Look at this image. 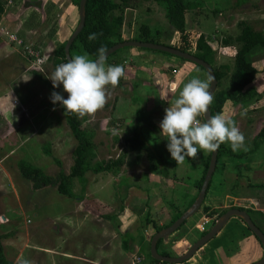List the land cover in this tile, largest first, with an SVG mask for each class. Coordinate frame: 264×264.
I'll return each mask as SVG.
<instances>
[{"label":"rangeland","instance_id":"obj_1","mask_svg":"<svg viewBox=\"0 0 264 264\" xmlns=\"http://www.w3.org/2000/svg\"><path fill=\"white\" fill-rule=\"evenodd\" d=\"M0 3L3 5V12H0V234H6L2 240L6 258L14 263L24 259L31 264H159L152 261L150 255L155 228L150 226L149 220H154L157 226H166L177 213L184 211L190 198L198 192L196 182L202 177L209 153L198 151L197 159L186 157L177 164L167 150L168 141L159 127L167 160L164 166L167 175H164L153 168L146 152L131 151L125 140L133 135L137 108L151 113L159 126L165 115L164 109L169 106L160 96L166 95L171 102L192 78L207 80L206 71L192 62L160 53L152 52L156 56L150 57V51L132 46L123 47L110 56L106 65L124 66L125 75L115 88L106 86L105 106L94 116H84L82 120L87 136L95 145V157L89 159L91 166L119 157L124 163L112 171L94 173L90 169L86 173L84 189L77 179L73 186L78 196L96 197L110 206L105 212L113 218H103L86 211L79 197L63 195L55 187L33 189L18 167V162L25 160L55 174L59 170L55 161L58 158L65 171L71 172L77 141L63 107L59 102L52 103L53 91L36 72L52 85L46 75L55 69L56 48L77 27L79 6L72 0H63L60 6L52 0H0ZM69 4H74L73 12L69 10ZM231 9H226L225 20L232 25L234 22L230 18L235 17L231 15ZM115 13L124 16L123 41L134 40L142 24H148L161 40L173 41L174 29L165 17L164 8L154 0H129L127 6L121 5ZM188 18L193 19L189 15ZM201 20L200 17L192 27L189 20L187 30L194 28L190 32H196ZM230 24L225 30L214 29L212 24L207 35L211 38L212 32V35L216 33L225 38L232 29L241 32L238 25L236 29ZM255 26L258 30L264 27ZM11 36L36 48L46 61L38 66L21 48L16 49L17 43L12 44ZM216 44L213 47L216 48L215 65L216 62L219 64L217 58L221 46ZM134 49L139 53H129ZM262 59L264 53L252 57L255 63ZM259 74L253 84L264 94V69ZM28 78V81L23 80ZM226 79L223 86L227 87ZM53 89L67 98L68 93L62 85ZM226 106V114H234V120L245 136V153L249 154L254 147V138L262 129V126L251 124V120L254 112L264 109V102L255 109L252 103L241 106L229 101ZM198 119L203 122V115ZM143 131L153 148L160 146L154 133L147 128ZM48 147L52 155L47 154ZM255 158L262 159V156ZM219 166L222 169L217 166L214 172L218 182L223 174L229 173H223L227 171L225 164ZM251 177L258 176L251 173ZM245 183L241 179V184ZM218 202L213 201L214 204ZM205 206L211 209L205 210ZM225 210L212 208L205 199L200 210L159 246V252L181 256ZM125 232L134 237L129 240L127 249L123 246ZM192 258L177 264H203Z\"/></svg>","mask_w":264,"mask_h":264},{"label":"trees","instance_id":"obj_2","mask_svg":"<svg viewBox=\"0 0 264 264\" xmlns=\"http://www.w3.org/2000/svg\"><path fill=\"white\" fill-rule=\"evenodd\" d=\"M154 1L159 3L164 8L165 17L168 23L174 29L175 34L173 36V41L168 43L164 40H161L159 35L152 32L148 24H142L139 27L137 37L134 38V40L166 44L179 50L189 52L199 57L200 59H203L210 63L213 66L216 77L218 79V87L213 95L214 99L210 106L212 115L222 113L224 105L227 101H231L235 104L241 105L252 103V107L254 109L258 108V106L264 102V94H261L258 91L257 87L253 84L258 70L253 65L252 52L256 47H264V36L259 31L254 30L253 26H251V24H249L248 22H240L241 34L238 36V40L241 42V47L234 56V69L229 75V82L228 86L226 87L223 86L222 81L225 76V72L219 70V68H217L214 64L215 51L209 43V38L203 32H190L186 28L187 12L193 9H200L202 7L201 3L197 0ZM72 2L75 5L79 6L80 0H72ZM128 3L129 0H119V2L116 0H88L86 4V23L82 32L71 45V57L87 53L90 59L95 60L97 58V50L99 48L104 47L107 51L116 43L122 42V26L124 24V16L122 13L116 14L115 11L120 9L121 5L127 6ZM0 12H3V5L1 3ZM74 30L75 29H73V31ZM90 33H96L97 38L90 41L88 39ZM68 38L60 43L55 50V67L61 63H65L68 61L65 54V45ZM224 43H228V40L225 39ZM142 50L160 53L179 61H189L167 52L155 51L148 48H142ZM109 61L110 57L106 59V62ZM198 67L205 70L200 65H198ZM36 74L40 76V79L45 82L53 92L55 91L53 89V86L44 76H42L38 72H36ZM207 77L209 78L208 73ZM66 118L71 132L77 141L75 158L73 166L71 168V172L67 173L63 167L62 161L58 158H55V161L59 166V170L55 174H49L42 168L33 165L25 160H20L18 162L20 173L30 182L33 189L40 190L45 187H55L58 192L63 195H66L68 197H79L81 201H83L84 209L86 211L103 218L112 219L113 215L105 212V210H108V208L110 207L109 205L103 203L96 197L85 195L78 196L74 192V179L79 180V182L83 184L82 189H84V185L87 182L86 173L88 170L91 169L94 173H99L102 171H112L113 168H118L123 165V158L119 157L115 160H102L96 162L93 166H91V164L89 163V159L95 157V145L94 142L87 136L82 118L78 117L76 114H66ZM135 118L136 123L133 128V135L125 140L129 146V149L138 153L146 152L153 168L160 170V172L164 173V175H167V172L164 168L167 162L166 151L163 148V143L160 141L161 137L159 134L158 124L154 122L151 113L146 112L143 108L136 109ZM144 128H147L159 138V147L153 148L151 146V143L144 135ZM263 140L264 125L254 139V148L258 149L261 145V141ZM46 151L47 154L52 155L49 147L46 149ZM226 156L231 157V159H235L241 157L242 154L233 152L231 150V147H226L223 143L219 147L217 166L223 160L222 158ZM210 157L211 153H209L207 156L201 179L199 180V182H196L198 191L202 186L205 174L207 172ZM237 166H239V164H237ZM193 202L194 199L188 203L187 207H185L184 210H186ZM239 208L246 210L249 214L262 215L263 213L261 211H254L252 209H246L243 207ZM204 209L210 210L211 208L209 206H205ZM212 211H215V209H213ZM223 212L219 213L218 216H220ZM182 213L183 212L177 213L168 225L173 223ZM149 223L154 226L155 233L168 226H157V223L154 220H149ZM206 232L208 231H204L202 235H204ZM154 234L152 235V237L154 236ZM5 235L6 234H0V264H16L8 260L5 256L2 244V240L5 238ZM123 236V245L124 247L128 248L129 240L131 238L133 239L134 237L131 233L128 232L123 233ZM162 243L163 240H160L158 243V248ZM162 254L169 255V253L167 252H163ZM151 259L152 261L159 264H168L165 261L156 260L152 258V256Z\"/></svg>","mask_w":264,"mask_h":264},{"label":"crops","instance_id":"obj_3","mask_svg":"<svg viewBox=\"0 0 264 264\" xmlns=\"http://www.w3.org/2000/svg\"><path fill=\"white\" fill-rule=\"evenodd\" d=\"M52 1L60 6V3H62L63 0ZM197 1L201 3L202 7L200 9H193L187 12L186 26L188 21L190 20L192 21L190 27H192L194 23L196 24L201 17L202 20L198 23L199 28H196V31L203 32L208 38L209 35H207V32L210 31V25L213 24L214 29L216 28L217 30H225L229 26L230 21L225 20L227 8H232L231 10L233 12L231 13V15L235 17V19L232 17L230 18V20L234 22V24H230V27L233 28L235 26L237 29L238 25L241 30L240 22L245 21L251 24L254 30L259 31L264 36V27L258 30V27L255 26H264V0ZM74 8V4H69V10L71 12L74 11ZM188 15L193 19H189ZM191 30L194 31L195 29L192 28L190 29V31ZM240 34L241 32L232 29L231 34L227 35L225 38H221L219 34L214 33V35H212L211 32L209 43L211 44L212 48L214 47V43L221 45L217 58L219 64L218 62H216L215 66L219 68V70L225 72V76L222 81L227 78L226 80L229 82V75L234 69V56L241 47V42L238 40V36ZM225 39L228 40V43H224ZM138 51L139 50L134 49L129 53L136 54L139 53ZM257 53H264V47H256L252 52V57ZM149 54L150 57L156 56V54L152 52ZM253 65L258 70V76H260L259 73L264 69V60L262 59L259 63H255L253 61ZM226 103L227 104L224 105L225 107L222 111V113L224 114L227 113L225 109L227 107L226 105H229V101H227ZM254 113L256 114L251 120V124L263 127L264 109H262L260 112L256 111ZM227 115H231V113H228ZM231 116L234 119V114H232ZM224 144L226 147H230L227 142H225ZM263 145L264 140L261 141V145L258 149L253 147V150H249V154L245 153V150L243 152L242 150L237 151V153H241L242 156L235 159H231V157L229 156L224 157L223 160L218 164V169H222V167L219 165L225 164L227 171L223 173H229L227 175L223 174L219 182L215 181L217 176L215 174L213 175L210 189L207 192L205 199H207V203L209 202V205L212 206V208L216 209L224 208L227 210V208L229 209L231 207H243L246 209L263 212L262 215L250 214V216L264 232V182L262 181V179L264 178V149H262ZM256 155H261L262 159L255 158ZM237 164H239V166H237ZM251 173L258 176L259 178L257 177V179L256 177H251ZM241 179H243L246 183L241 184ZM215 183L219 184L218 187H215ZM196 196L190 198V201L193 199L195 200ZM213 201L219 202L217 204H214ZM254 216L257 219H255ZM259 216L260 218L258 219ZM150 226L154 229V226L151 223ZM200 237L201 235L197 238ZM124 248L127 249L126 247ZM263 254V246L258 237L251 231V229L245 224L242 219L238 217H232L215 238L210 240L206 245L199 249L195 257L199 259L203 264H252L260 260L263 257ZM196 258L193 257L192 259L195 260Z\"/></svg>","mask_w":264,"mask_h":264},{"label":"clouds","instance_id":"obj_4","mask_svg":"<svg viewBox=\"0 0 264 264\" xmlns=\"http://www.w3.org/2000/svg\"><path fill=\"white\" fill-rule=\"evenodd\" d=\"M96 38V33H90L88 36L90 41ZM97 51L95 60L90 59L87 53L75 55L46 75L54 88L62 85L63 90L68 93L65 98L54 91L50 97L53 104L59 102L65 114H76L81 118L94 116L107 102L106 86L115 88L125 75L124 66L106 65L104 47ZM30 78L23 80L28 81ZM211 80V77L207 80L192 78L184 84L178 97L171 102L166 95L160 96L169 106L164 109L165 115L159 127L168 141L167 150L177 164L183 162L186 157L197 159L198 151L216 152L225 142L233 152L247 150L245 136L231 115L217 113L205 118L203 122L198 119L202 115L205 116L213 102L214 97L209 91ZM16 264L31 262L18 259Z\"/></svg>","mask_w":264,"mask_h":264},{"label":"water","instance_id":"obj_5","mask_svg":"<svg viewBox=\"0 0 264 264\" xmlns=\"http://www.w3.org/2000/svg\"><path fill=\"white\" fill-rule=\"evenodd\" d=\"M87 1L88 0H80L78 24L65 45V54L67 60L72 58L70 54L71 45L73 44L75 39L79 36V34L82 32L85 26ZM128 46L137 47V48H148L155 51L167 52L169 54H173L175 56L184 58L186 60H189L191 62H194L202 66L208 73L209 77L212 78L209 91L210 93L212 92V95H214L218 87V79L216 77L213 66L207 61L200 59L199 57L189 52L179 50L177 48H174L166 44L156 43V42H145L139 40H125L116 43L105 52V58L107 59L121 48ZM210 106L208 112L205 114V116H203V119L205 118L207 119L210 115H212ZM218 155H219V149L216 152L211 153L207 172L205 174L202 186L194 202L186 210H184L183 213L173 223L164 227L160 231L156 232L152 237L151 245H150V253L152 258L160 261H165L168 264H177V263H183L189 261L194 255H196L199 249H201L204 245H206L210 240H212L219 234V232L225 227V225L232 217H238L245 222V224L251 229V231L258 237L264 250V232L253 221L250 214L246 210L240 209L239 207L229 208L224 213H222L215 221L213 226L209 229V231L206 232L204 235H202L197 241H195L190 246V248L181 256L165 255L160 253L158 250L159 241L160 240L167 241L169 239V236L172 235L174 232H176L188 219L194 216L204 204L210 183L212 181V177L217 167ZM252 264H264V254L260 260Z\"/></svg>","mask_w":264,"mask_h":264},{"label":"built area","instance_id":"obj_6","mask_svg":"<svg viewBox=\"0 0 264 264\" xmlns=\"http://www.w3.org/2000/svg\"><path fill=\"white\" fill-rule=\"evenodd\" d=\"M11 38H12V36H11ZM11 42L13 45L15 43H17L18 45L15 44L16 49H17V47L21 48L23 50V52L27 53L30 60H32L38 66H41L46 61V58H44L41 55V52H38V50L36 48H31L29 45L25 44V42L22 39H20L18 37H13Z\"/></svg>","mask_w":264,"mask_h":264},{"label":"flooded vegetation","instance_id":"obj_7","mask_svg":"<svg viewBox=\"0 0 264 264\" xmlns=\"http://www.w3.org/2000/svg\"><path fill=\"white\" fill-rule=\"evenodd\" d=\"M227 210H228V209H227ZM225 211H226V210H225ZM225 211H224V212H225ZM224 212H223V213H224ZM218 217H219V216H218ZM218 217H217V219H218ZM207 231H209V230H207Z\"/></svg>","mask_w":264,"mask_h":264}]
</instances>
